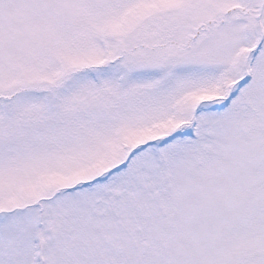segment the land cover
<instances>
[{
	"label": "snow or ice",
	"instance_id": "snow-or-ice-1",
	"mask_svg": "<svg viewBox=\"0 0 264 264\" xmlns=\"http://www.w3.org/2000/svg\"><path fill=\"white\" fill-rule=\"evenodd\" d=\"M0 264H264V0H0Z\"/></svg>",
	"mask_w": 264,
	"mask_h": 264
}]
</instances>
